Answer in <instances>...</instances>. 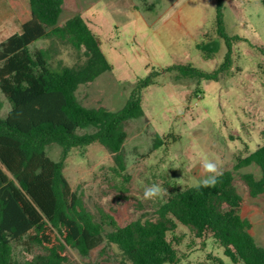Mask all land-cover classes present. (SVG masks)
Listing matches in <instances>:
<instances>
[{"label": "trees", "instance_id": "trees-1", "mask_svg": "<svg viewBox=\"0 0 264 264\" xmlns=\"http://www.w3.org/2000/svg\"><path fill=\"white\" fill-rule=\"evenodd\" d=\"M7 1L20 32L0 43V94L11 105L0 118V264H81L74 255L88 259L99 247V257L108 262L181 264L183 258L169 238L179 224L196 240L214 239L232 264H264V247L240 215L243 197L235 184L237 171L256 166L259 178L245 173L241 179L252 198L264 194V140L238 157L233 170L222 172L215 187L169 190L150 218L118 221L103 210L98 216L88 210L64 174L70 152L101 145L112 156L114 173L128 182L127 123L145 115L143 92L155 84L159 72L139 80L118 112L88 106L79 99V88L110 72L111 65L82 15L60 26L65 0ZM141 1L145 6L146 0ZM260 2L264 7V0ZM224 8L225 0H217L215 33L227 49L222 65L212 73L190 66L166 72L218 80L228 71L233 45L242 39L228 35ZM38 41L50 45L31 48ZM57 44L71 46L84 61L74 66L57 61L54 66ZM196 48L206 60L218 50L211 41ZM3 106L0 100V111ZM53 143L62 147L58 161L47 153ZM164 145L165 138L156 135L154 147ZM208 257L212 264H225L219 257Z\"/></svg>", "mask_w": 264, "mask_h": 264}, {"label": "rangeland", "instance_id": "rangeland-1", "mask_svg": "<svg viewBox=\"0 0 264 264\" xmlns=\"http://www.w3.org/2000/svg\"><path fill=\"white\" fill-rule=\"evenodd\" d=\"M216 4L217 0H146L145 6L141 0L64 3L58 25L81 13L111 65L110 72L79 88L78 97L84 104L118 112L139 80L159 72L155 84L143 92L145 115L127 123L124 151L128 182L114 173L112 156L97 143L73 149L66 160L64 174L72 190L95 215L103 210L118 221L150 218L167 200L169 190L193 187L204 178L200 168L203 160L217 162L221 172L233 170L238 157L263 142L264 7L260 0H225L226 31L242 41L234 43L232 63L218 80L165 71L190 66L212 73L222 65L227 49L215 33ZM150 6L152 10H148ZM1 26L5 32L0 39L20 29L10 9ZM208 41L218 47L210 60L196 48ZM49 45L48 41H38L31 48ZM55 49L54 66L57 61L67 66L84 61L69 45L57 44ZM0 100L4 105L0 118H4L11 105L1 94ZM156 135L165 138V145L157 149ZM61 152L59 144L47 147L55 161ZM245 173L256 178L261 173L256 166L241 169L235 174V184L243 197L240 215L249 221L250 233L264 247V194L257 198L249 195L241 179ZM154 183L166 189V194L156 200L143 199L144 187ZM169 238L183 258L181 264H212L208 255L232 264L214 239L196 240L181 224ZM100 250H94L88 259L74 257L81 264H119L101 259ZM114 252L116 249L111 254Z\"/></svg>", "mask_w": 264, "mask_h": 264}, {"label": "clouds", "instance_id": "clouds-1", "mask_svg": "<svg viewBox=\"0 0 264 264\" xmlns=\"http://www.w3.org/2000/svg\"><path fill=\"white\" fill-rule=\"evenodd\" d=\"M200 168L204 174V178L192 186L198 189L215 187L219 182L220 176L223 174L219 169L218 163L209 159H205L200 164ZM166 192V189L162 188L159 184L154 183L151 186L144 187L143 199L156 200L163 197Z\"/></svg>", "mask_w": 264, "mask_h": 264}, {"label": "crops", "instance_id": "crops-1", "mask_svg": "<svg viewBox=\"0 0 264 264\" xmlns=\"http://www.w3.org/2000/svg\"><path fill=\"white\" fill-rule=\"evenodd\" d=\"M65 5H66V0H65ZM11 10L13 12V14L15 15L13 9L11 8L10 4L8 3L7 0H0V37H1V34H3L5 32V29L1 26V23L4 22V19H5V12L7 10ZM78 12V11H77ZM80 13V11H79ZM81 14V13H80ZM15 18H16V21H17V17L15 15ZM86 21V20H85ZM18 22V21H17ZM19 23V22H18ZM19 27H20V24H19ZM20 32V29L19 31L15 32V33H18ZM13 33V34H15ZM11 34V35H13ZM11 35H9L8 37H10ZM8 37H5L4 39H0V43L3 42L4 40H6Z\"/></svg>", "mask_w": 264, "mask_h": 264}]
</instances>
